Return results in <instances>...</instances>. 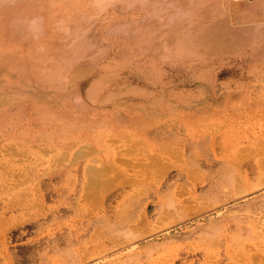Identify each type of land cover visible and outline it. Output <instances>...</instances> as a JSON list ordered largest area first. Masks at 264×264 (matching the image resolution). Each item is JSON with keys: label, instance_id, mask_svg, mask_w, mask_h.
Here are the masks:
<instances>
[{"label": "rangeland", "instance_id": "1", "mask_svg": "<svg viewBox=\"0 0 264 264\" xmlns=\"http://www.w3.org/2000/svg\"><path fill=\"white\" fill-rule=\"evenodd\" d=\"M22 1L0 2V264H264V0H173L160 17L153 0ZM251 196L246 232L210 248Z\"/></svg>", "mask_w": 264, "mask_h": 264}, {"label": "bare ground", "instance_id": "2", "mask_svg": "<svg viewBox=\"0 0 264 264\" xmlns=\"http://www.w3.org/2000/svg\"><path fill=\"white\" fill-rule=\"evenodd\" d=\"M4 1H5V0H3V2H4ZM6 1H7V0H6ZM17 1H18V0H16V2H17ZM19 1H20V0H19ZM21 1H22V0H21ZM32 1H33V0H32ZM34 1H35V0H34ZM37 1H38V0H36V3H37ZM53 1H54V0H53ZM53 1H52V2H53ZM72 1H73V0H72ZM84 1H85V0H84ZM89 1H90V2H89ZM100 1H101V0H88L89 3H93V2H98V3H99ZM104 1H105V0H104ZM106 1H107V0H106ZM194 1H195V0H194ZM197 1H198V0H197ZM214 1H215V0H214ZM0 2H2V1H0ZM3 2H2V3H3ZM22 2H24V1H22ZM29 2H31V1H29ZM86 2H87V1H86ZM150 2L152 3V5H153V7H154V10H153V14H152V15H153V16L155 15L156 17H160V14L158 13L159 11L157 12L156 10H157V9H160L162 3H164V2H166V5H171V4L173 3V0H153V1H150ZM206 2H207V1H206ZM2 3H1V8H0V9H1V12L3 11V12H2V14H3V13H5V11H9L11 8L8 9V10H5V9L2 7ZM7 3H8V5H9V3H11V0H9V2H7ZM7 3H3V6H4L5 4H7ZM25 3H26V1H25ZM25 3H24V4H25ZM31 3H32V2H31ZM34 3H35V2H34ZM83 3H84V2H83ZM100 3H101V2H100ZM103 3H104V2H103ZM103 3H102V4H103ZM221 3H222V2H221ZM227 3H228V2H227ZM17 4H18V3H17ZM45 4H46V3L43 2V3H42V6H45ZM173 4H174V3H173ZM187 4H188V3H187ZM8 5H7V6H8ZM14 5H15V4H14ZM37 5H38V3H37ZM40 5H41V4H39V6H40ZM71 5H72V4H71ZM94 5H96V4H94ZM194 5H195V4H194ZM5 6H6V5H5ZM5 6H4V7H5ZM10 6H12V5L10 4ZM10 6H9V7H10ZM91 6H92V5H91ZM100 6H101V4H100ZM176 6H177V5H176ZM219 6H220V5H219ZM263 6H264V5H263ZM16 7H17V6H16ZM55 7H56V6H55ZM67 7H68V6H67ZM84 7H85V6H84ZM168 7H169V6H168ZM170 7H171V6H170ZM226 7H227V6H226ZM2 8H3L5 11L2 10ZM7 8H8V7H6V9H7ZM56 8H57V7H56ZM68 8H69V7H68ZM96 8H97V7H96ZM104 8H105V7H104ZM132 8H133V7H132ZM137 8H138V7H137ZM171 8H172V7H171ZM194 8H195V6L193 7V9H194ZM241 8H242V7H241ZM12 9H13V7H12ZM12 9H11V11H12ZM28 9H29V8H28ZM47 9H48V8H47ZM178 9H179V8H178ZM35 10H36V9H35ZM62 10H63V9H62ZM74 10H75V9H74ZM90 10H91V9H90ZM101 10H102V9H101ZM222 10H223V9H222ZM222 10H220V11H222ZM244 10H245V9H244ZM252 10H253V9H252ZM171 11H172V10H171ZM173 11H175V9H174ZM182 11H183V10H182ZM182 11H180V12L182 13ZM1 12H0V13H1ZM50 12H52V11H50ZM59 12H60V11H59ZM108 12H109V11H108ZM126 12H127V11H126ZM137 12H138V11H137ZM201 12H202V11H201ZM28 13H29V12H28ZM28 13H27V14H28ZM45 13H46V11L41 12V14H44V16H45ZM56 13H57V12H56ZM104 13H105V12H104ZM248 13H249V12H248ZM254 13H255V12H254ZM18 14L22 15L23 12H22V14H21V12L18 13ZM33 14H35V13H33ZM120 14H121V13H120ZM125 14H126V13H125ZM174 14H175V13H174ZM178 14H179V13H178ZM240 14H241V13H240ZM0 15H1V14H0ZM15 15L17 16V14H14L13 16L15 17ZM23 15H26V13H24ZM170 15H171V14H170ZM216 15H217V14H216ZM245 15H246V14H245ZM13 16H12V17H13ZM255 16H256V15H255ZM12 17H11V18H12ZM21 17H22V16H21ZM21 17L18 16L17 18H20V19H21ZM23 17H25V16H23ZM23 17H22V18H23ZM28 17H30V16H28ZM28 17H27V18H28ZM35 17H38V18H39L38 15H36ZM54 17H55V16H54ZM56 17H57V16H56ZM64 17H65V16H64ZM96 17H97V16H96ZM245 17H246V16H245ZM245 17H244V18H245ZM258 17H259V16H258ZM261 17H262V16H261ZM3 18H4V17H3ZM5 18H6V17H5ZM8 18H9V17H8ZM11 18H9L8 26L11 25V24L14 25V24H16V22L18 23V20L20 21V19H18L17 21H15V22L9 24ZM17 18H16V19H17ZM40 18H41V17H40ZM40 18H39V19H40ZM79 18H80V17H79ZM125 18H126V17H125ZM128 18H129V17H128ZM163 18H165V20H166L165 22L173 21V20L171 19V17H169V16H167V15H166L165 17H163ZM215 18H216V17H215ZM1 19H2V18H1ZM16 19H13V20H16ZM24 19H25V18H24ZM32 19H33V20H37L36 23L38 24L39 19H37V18H32ZM85 19H86V18H85ZM89 19H90V18H89ZM102 19H103V18H102ZM137 19H138V18H137ZM205 19H207V18H205ZM7 20H8V19H7ZM11 20H12V19H11ZM13 20H12V21H13ZM27 20H28V19H27ZM27 20H26V21H27ZM29 20H30V19H29ZM47 20H49V18H48ZM77 20H78V19H77ZM142 20H143V19H141V21H142ZM153 20H155V19H153ZM159 20H160V19H159ZM161 20H162V19H161ZM163 20H164V19H163ZM0 21H1V20H0ZM12 21H11V22H12ZM24 21H25V20H24ZM31 21H32V20H31ZM49 21H50V20H49ZM62 21H63V20H62ZM125 21H126V20H125ZM22 22H23V20H22ZM40 22H41V20H40ZM40 22H39V24H40ZM42 22H43V21H42ZM83 22H84V21H83ZM149 22H150V21H149ZM151 22H152V21H151ZM159 22H160V21H159ZM237 22H238V21H237ZM27 23H28V22H27ZM27 23H23V24L26 25ZM33 23H34V21L31 22L32 25H33ZM45 23H48V22H45ZM76 23H77V22H76ZM123 23H124V22H123ZM251 23H252V22H251ZM251 23H250V25H251ZM18 24H21V22L18 23ZM31 24H30V21H29V25H31ZM39 24H38V25H39ZM69 24H70V23H69ZM113 24H114V23H113ZM143 24H144V23H143ZM199 24H200V23H199ZM202 24H203V23H202ZM246 24H247V23H246ZM6 25H7V24H6ZM34 25H35V24H34ZM38 25H36V26H38ZM48 25H49V23H48ZM62 25H63V24H62ZM76 25H77V24H76ZM132 25H133V24H132ZM157 25H158V24H157ZM205 25H206V24H205ZM205 25H204V26H205ZM216 25H217V24H215V27H216ZM237 25H238V24H237ZM36 26H32L34 30H36V29H35V28H37ZM54 26H55V25H54ZM58 26H59V25H58ZM66 26H67V25H66ZM92 26H93V24H92ZM102 26H103V25H102ZM224 26H225V25H224ZM238 26H239V25H238ZM248 26H249V25H248ZM251 26H252L251 29H253L254 26H253V25H251ZM2 27H3V25H2ZM2 27H1V28H2ZM4 27H5V26H4ZM9 27H11V26H9ZM21 27H22V28H23V27L25 28V27H27V26L20 25V27H14L15 29H13V30H16V32L13 31V32L16 33L15 36H18L17 33H18V31H19V30L17 31L16 28L20 29ZM30 27H31V26H30ZM30 27H29V29L32 30V31H31V32H30L29 30H27V31H29L30 33H32L34 30H33L32 28H30ZM34 27H35V28H34ZM38 27H39V26H38ZM44 27H45V26H44ZM49 27H50V26H49ZM61 27H62V26H61ZM74 27H75V26H74ZM139 27L141 28L142 26L140 25ZM139 27H138V28H139ZM225 27H226V26H225ZM7 28H8V27H7ZM41 28H42V26L39 27V28H37V30H36L37 33L39 32L38 29L41 31V33H40L39 35H42V33H43V32H42L43 28H42V30H41ZM94 28H96V27H94ZM210 28H211V27H210ZM230 28H231V27H230ZM244 28H246V25H245ZM122 29H123V28H122ZM241 29H242V28H241ZM2 30H3V29H2ZM5 30H6V28H5ZM20 30H21V29H20ZM46 30H47V29H46ZM65 30H66V29H65ZM67 30H68V29H67ZM93 30H94V29H93ZM133 30H134V28H133ZM163 30H165V29H163ZM237 30H238V32H239V29H238V28H237ZM3 31H4V30H3ZM51 31H52V30H51ZM134 31H135V30H134ZM138 31H140V30H138ZM156 31H157V30H156ZM161 31H162V29H161ZM161 31H160V32H161ZM228 31H229V30H228ZM228 31H227V32H228ZM244 31H245V29H244ZM53 32H54V31H53ZM84 32H85V31H84ZM144 32H145V31H144ZM152 32H153V31H152ZM210 32H211V31H210ZM246 32H247V31H246ZM15 33H13V34H15ZM22 33H23V32H22ZM134 33H135V32H134ZM224 33H225V32H224ZM252 33H253V32H252ZM8 34H9V33H8ZM33 34H34V33H33ZM66 34H67V33H66ZM82 34H83V33H82ZM86 34H87V33H86ZM130 34H131V33H130ZM207 34H208V33H207ZM210 34H211V33H210ZM222 34H223V33H222ZM236 34H237V32H236ZM236 34H235V35H236ZM242 34H244V33H242ZM20 35H23V34H20V33H19V36H20ZM26 35H27V34H26ZM26 35H25V36H26ZM34 35H35V34H34ZM180 35H182V33H181ZM238 35H239V34H238ZM11 36H12V35H11ZM30 36H31V35H30ZM35 36H36V35H35ZM35 36H34V37H35ZM47 36H48V35H47ZM136 36H137V35H136ZM151 36L157 37V36H163V35H160V33H159V31H158L157 33H154V32H153V33L151 34ZM182 36H183V35H182ZM36 37H37V36H36ZM80 37H81V36H80ZM128 37H129V36H128ZM251 37H252V36H251ZM7 38H8V37H7ZM21 38H24V37H21V36H20V39H19V40H21ZM40 38H41V37H40ZM48 38H49V37H48ZM188 38H189V37H188ZM217 38H218V37H217ZM14 39H15V37H14ZM14 39H13V40H14ZM17 39H18V38H17ZM17 39H15L16 42H17ZM128 39H129V38H128ZM166 39H167V38H166ZM212 39H213V38H212ZM249 39H250V37H249ZM11 40H12V39H11ZM15 40H14V41H15ZM31 40H32V39H31ZM100 40H101V39H100ZM251 40H252V39H251ZM71 41H73V40H71ZM78 41H79V40H78ZM102 41H103V40L99 41V43L102 42ZM118 41H119V40H118ZM120 41H121V40H120ZM159 41H161V40H159ZM211 41H212V40H211ZM245 41H247V40H245ZM249 41H250V40H249ZM43 42H44V41H43ZM61 42H62V41H61ZM81 42H82V41H81ZM84 42H85V41H84ZM154 42H155V41H154ZM154 42H153V43H154ZM174 42H175V41H174ZM46 43H47V42H46ZM57 43H58V42H57ZM103 43H105V42L103 41ZM240 43H241V42H239V44H240ZM242 43H243V42H242ZM248 43H250V42H248ZM8 44H9V43H8ZM30 44H31V43H30ZM74 44H75V43H74ZM100 44H101V43H100ZM105 44H106V43H105ZM111 44H113V43H111ZM145 44H146V43H145ZM237 44H238V43H237ZM48 45H49V44H48ZM52 45H53V44H52ZM57 45H58V44H57ZM129 45H130V44H129ZM241 45H242V44H241ZM244 45H245V44H244ZM247 45H248V44H247ZM55 46H56V45H55ZM70 46H71V45H70ZM30 47H31V46H30ZM56 47H57V46H56ZM58 47H59V46H58ZM60 47H61V46H60ZM68 47H69V46H68ZM94 47H95V46H94ZM167 47H168V46H167ZM228 47H229V46H228ZM240 47H241V46H240ZM17 48H18V47H17ZM61 48H63V47H61ZM64 48H65V47H64ZM262 48H263V47H262ZM114 49H115V48H114ZM117 49H118V48H117ZM128 49H129V48H128ZM133 49H134V48H133ZM146 49H147V48H146ZM150 49H151V48H150ZM150 49H149V50H150ZM13 50H14V49H13ZM61 50H62V49H61ZM235 50H236V51L239 50V47H238V49L235 47ZM9 51H11V50H9ZM30 51H31V50H30ZM52 51H53V50H52ZM63 51H64V50H63ZM67 51H68V50H67ZM124 51H125V50H124ZM231 51H232V50H231ZM120 52H121V51H120ZM158 52H159V51H158ZM183 52H184V51H183ZM202 52H203V51H202ZM206 52H207V51H206ZM234 52H235V51H234ZM2 53H3V52H2ZM13 53H14V52H13ZM41 53H42V52H41ZM125 53H126V52H125ZM128 53H129V52H128ZM208 53H209V52H208ZM208 53H207V54H208ZM3 54L5 55V53H3ZM31 54H32V53H31ZM55 54H56V53H55ZM57 54H58V53H57ZM70 54H71V53H70ZM118 54H119V53H118ZM138 54H139V53H138ZM207 54H206V55H207ZM210 54H214V53L211 52ZM16 55H17V54H16ZM32 55H33V54H32ZM38 55H40V54H38ZM121 55H122V54H121ZM136 55H137V54H136ZM147 55H148V54H147ZM182 55H183V54H182ZM42 56H43V55H42ZM106 56H107V55H106ZM134 56H135V55H134ZM4 57H5V56H4ZM109 57H110V56H109ZM130 57H131V56H130ZM153 57H154V56H153ZM155 57H157V56H155ZM27 58H28V57H27ZM107 58H108V57H107ZM159 58H160V57H159ZM129 59H130V58H129ZM87 61H88V60H87ZM90 61H91V60H90ZM37 62H38V61H37ZM92 62H94V61H92ZM102 62H103V61H102ZM102 62H101V63H102ZM30 63H31V62H30ZM83 63H85V62H83ZM111 63H112V62H111ZM123 63H124V62H123ZM136 63H137V62H136ZM89 64H91V62H90ZM89 64H88V65H89ZM138 64H139V63H138ZM88 65H87V66H88ZM20 66H21V65H20ZM89 67H90V66H89ZM13 68H14V67H13ZM24 68H25V67H24ZM30 68H31V67H30ZM20 69H21V67H20ZM89 69H90V68H89ZM7 70H8V69H7ZM82 70H83V69H82ZM11 71H13V70H11ZM17 71H18V70H17ZM47 71H48V70H47ZM85 71H87V70H85ZM18 72H19V71H18ZM20 72H21V70H20ZM81 72H83V71H81ZM14 73H15V70H14ZM85 75H86V74H85ZM85 75H84V76H85ZM7 76H8V74H7ZM26 76L29 77L28 75H25V77H26ZM15 78H16V77H15ZM15 78H14V79H15ZM29 78H30V77H29ZM80 79H81V78H80ZM78 80H79V79H78ZM81 80H82V79H81ZM83 80H84V79H83ZM35 82H36V81H35ZM83 83H84V82H83ZM83 83H82V84H83ZM85 83H86V82H85ZM208 84H209V83H208ZM208 84H207V85H208ZM210 85H211V84H210ZM68 86H69V85H68ZM75 86H76V85H75ZM82 86H83V85H82ZM212 86H213V85H212ZM228 86H229V85H228ZM166 87H167V86H166ZM208 88H209V87H208ZM223 88H224V87H223ZM69 90H70V89H69ZM169 90H170V89H169ZM72 91H73V90H72ZM170 91H172V90H170ZM207 91H208V89H207ZM236 92H237V91H236ZM73 93H74V92H73ZM164 93H165V92H164ZM75 94H76V93H75ZM172 94H173V92H172ZM175 94H176V93H175ZM214 94H215V93H214ZM227 94H228V93H227ZM77 95H78V94H77ZM228 95H229V94H228ZM214 96H215V95H214ZM216 97H217V96H216ZM245 98H246V97H245ZM229 99H230V98H229ZM229 99H228V100H229ZM239 99H240V98H239ZM74 100H75V99H74ZM79 100H80V99H79ZM79 100H78V97H77V101H79ZM168 100H169V99H168ZM202 100H203V99H202ZM75 101H76V100H75ZM207 101H208V100H207ZM80 102H81V100H80ZM241 102H242V101H241ZM205 103H207V102H205ZM208 103H209V102H208ZM208 103H207V104H208ZM223 103H224V102H223ZM65 104H66V103H65ZM65 104H64V105H65ZM67 104H68V103H67ZM68 105H69V104H68ZM68 105H66V106L68 107ZM202 105H203V104H202ZM71 106H73V105H71ZM213 106H214V105H213ZM213 106H212V107H213ZM52 108H53V107H52ZM59 108H60V107H59ZM62 108H63V107H62ZM80 108H81V107H80ZM201 108H202V107H201ZM204 108H206V107H203V109H204ZM214 108H215V107H214ZM217 108H218V107H217ZM220 108H222V107H220ZM255 108H256V107H255ZM48 109H49V108H48ZM67 109H68V108H67ZM72 109H73V108H72ZM187 109H188V108H187ZM211 109H212V108H211ZM215 109H216V108H215ZM77 110H79V109H77ZM87 110H88V108H87ZM87 110H86V111H87ZM167 110H168V109H167ZM193 110H194V109H193ZM99 111H100V110H99ZM154 111H155V110H154ZM196 111H198V110H196ZM196 111H195V112H196ZM229 111H230V110H229ZM243 111H244V110H243ZM68 112H69V111H68ZM94 112H95V111H94ZM104 112H105V111H104ZM108 112H109V111H108ZM184 112H185V111H184ZM245 112H246V111H244V113H245ZM256 112H257V111H256ZM78 113H79V112H78ZM78 113H77V114H78ZM144 113H145V112H144ZM148 113H149V112H148ZM164 113H165V112H164ZM232 113H233V112H232ZM168 114H169V113H168ZM199 114H201V113H199ZM203 114H204V113H203ZM58 115H59V114H58ZM66 115H67V114H66ZM125 115H126V114H125ZM193 115H194V114H193ZM197 115H198V114H197ZM95 116H96V115H95ZM150 116H151V115H150ZM175 116H176V114H175ZM219 116H220V115H219ZM55 117H56V116H55ZM57 117H58V116H57ZM74 117H75V116H74ZM164 117H165V116H164ZM221 117H222V116H221ZM225 117H226V115H225ZM59 118H62V117H59ZM69 118H70V117H69ZM72 118H73V117H72ZM85 118H86V117H85ZM98 118H99V117H98ZM102 118H104V117H102ZM109 118H110V117H109ZM109 118H108V120H109ZM144 118H145V117H144ZM214 118H215V117H214ZM241 118H242V117H241ZM67 119H68V118H67ZM106 119H107V118H106ZM106 119H105V120H106ZM135 119H136V118H135ZM139 119H140V118H139ZM190 119H191V118H190ZM193 119H194V118H193ZM193 119H192V120H193ZM228 119H229V118H228ZM58 120H59V119H58ZM86 120H87V119H86ZM136 120H137V119H136ZM70 121H71V119H70ZM79 121H81V120L79 119ZM91 121H92V120H91ZM137 121H138V120H137ZM169 121H170V120H169ZM211 121H212V120H211ZM53 122H54V121H53ZM86 122H87V121H86ZM189 122H190V121H189ZM193 122H194V121H193ZM37 123H38V122H37ZM63 123H64V122H63ZM71 123H72V122H71ZM76 123H77V122H76ZM79 123H81V122H79ZM82 123H83V122H82ZM84 123H85V122H84ZM165 123H166V122H165ZM183 123H184V122H183ZM183 123H182V124H183ZM69 124H70V123H69ZM178 124H179V123H178ZM180 124H181V123H180ZM76 125H77V124H76ZM131 125H132V124H131ZM213 125H214V124H213ZM48 126H49V124H48ZM117 126H118V125H117ZM167 126H168V125H167ZM170 126H171V123H170ZM189 126H190V125H189ZM50 127H52V126H50ZM161 127H162V126H161ZM175 127H176V126H175ZM179 127H180V126H179ZM213 127H214V126H213ZM42 128H43V127H42ZM45 128H46V127H45ZM91 128H92V125H91ZM118 128H119V127H118ZM122 128H123V127H122ZM162 128H163V127H162ZM172 128H173V127H172ZM172 128H171V129H172ZM210 128H211V127H210ZM57 129H58V128H57ZM124 129H125V128H124ZM177 129H178V128H177ZM195 129H196V128H195ZM207 129H208V128H206V130H207ZM30 130H31V129H30ZM84 130H85V129H84ZM88 130L90 131V129H88ZM118 130H119V129H118ZM190 130H191V129H190ZM58 131H59V130H58ZM72 131H73V130H72ZM96 131H97V130H96ZM132 131H133V130H132ZM187 131H188V130H187ZM69 132H70V131H69ZM90 132H92V131H90ZM107 132H108V131H107ZM121 132H122V131H121ZM21 133H22V132H21ZM66 133H67V132H66ZM76 133H77V132H76ZM146 133H147V132H146ZM26 134H27V133H26ZM52 134H53V133H52ZM89 134H90V133H89ZM124 134H125V133H124ZM126 134H127V133H126ZM137 134H139V133H137ZM187 134H188V132H187ZM79 135H81V133H79ZM99 135H100V134H99ZM53 136H54V135H53ZM126 136H127V135H126ZM128 136H129V135H128ZM61 137H62V136H61ZM67 137H68V136H67ZM76 137H77V136H76ZM99 137H100V136H99ZM104 137H106V136L104 135ZM124 137H125V136H124ZM135 137H136V134H135ZM125 138H126V137H125ZM141 138H142V137H141ZM22 139H23V138H22ZM28 139H29V138H28ZM55 139H56V138H55ZM74 139H75V138H74ZM74 139H73V140H74ZM94 139H95V138H94ZM188 139H189V138H188ZM43 140H44V139H43ZM73 140H72V141H73ZM78 140H79V139H78ZM99 140H100V139H99ZM135 140H136V139H135ZM91 141H92V140H91ZM94 141H95V140H94ZM116 141H117V140H116ZM148 141H149V140H148ZM76 142H77V141H76ZM118 142H119V141L115 142V140H114V143H118ZM127 142H129V141H127ZM135 142L137 143L136 145H139L137 141H135ZM29 143H30V142H29ZM82 143H83V140H82ZM183 143H184V142H183ZM70 144H71V142H70ZM91 144H92V143H91ZM154 144H155V143H154ZM44 145H45V144H44ZM44 145H43V146H44ZM75 145H76V144H75ZM88 145H89V144H88ZM92 145H93V144H92ZM144 145H145V144H144ZM220 145H221V144H220ZM61 146H62V145H61ZM134 146H135V145H134ZM154 146H155V145H154ZM39 147H40V146H39ZM83 147H84V149H85V145H84ZM100 147H101V145H100ZM132 147H133V146H132ZM132 147H131V148H132ZM34 148H35V147H34ZM93 148H94V147H93ZM97 148H98V147H97ZM136 148H137V147H136ZM12 149H13V147H12ZM21 149H22V148H21ZM50 149H51V148H50ZM101 149H102V148H101ZM150 149H151V148H150ZM3 150H4V149H3ZM47 150H48V149H47ZM51 150H52V149H51ZM92 150H93V149H92ZM126 150H127V151H124L125 153L128 152V149H126ZM54 151H55V150H54ZM87 151H88V150H87ZM89 151H90V150H89ZM94 151H95V149H94ZM102 151H103V150H102ZM121 151H122V150H121ZM131 151H133V150H130V152H131ZM135 151H136V150H135ZM135 151H134L133 153H134L135 155H137V153H136ZM76 152L78 153L79 151H76ZM81 152H82V151H80V153H78V156H77L76 153H75L74 155L80 158V157H81V155H80ZM84 152H85V151H84ZM92 152H93V151H91V153H92ZM122 152H123V151H122ZM140 152H142V151H140ZM13 153H14V152H13ZM68 153H69V152H68ZM87 153H90V152H85L86 156H89V155H87ZM93 153H95V152H93ZM128 153H129V152H128ZM128 153H127V154H128ZM85 154L82 153V155H84V156H85ZM96 154H97V153H96ZM131 154H132V153H131ZM10 155H11V154H10ZM79 155H80V156H79ZM90 155H91V154H90ZM94 155H95V154H94ZM102 155H103V154H102ZM69 156H70V155H69ZM103 156H104V155H103ZM151 156H152V155H151ZM154 156H155V157L152 156L151 161H157V160H156V157H157L156 154H154ZM25 157H26V156H25ZM63 157H65V158H61V157H59V158H61V159H65V160L67 159V158H66L67 156H64V155H63ZM93 157H94V156H93ZM82 158H83V157H81V159H82ZM86 158H87V157H86ZM153 158H155V159H153ZM27 159H28V157H27ZM77 159H78V158H77ZM77 159H76V160H77ZM94 159H95V158H94ZM94 159H93V160H94ZM148 159L150 160V158H148ZM152 159H153V160H152ZM174 159H175V158H174ZM56 160H57V159H56ZM93 160H91V162L94 163V161H95L96 159H95L94 161H93ZM104 160H105V159H104ZM118 160H119V159H118ZM137 160H138V159H137ZM141 160H142V159H141ZM58 161H59L60 163H59ZM58 161H57V163L61 164L62 160L58 159ZM79 161H80V160H79ZM96 161H97V160H96ZM96 161H95V162H96ZM105 161H106V160H105ZM105 161H104V162H105ZM116 162L119 163V161H116ZM11 163H12V162H11ZM16 163H17V162H16ZM63 163H64V162H63ZM71 163H72V162H71ZM79 163H80V162H79ZM101 163H102V162H101ZM129 163H131V162H129ZM148 163L150 164V162H148ZM53 164H54V163H53ZM120 164L122 165L123 163H121V161H120ZM61 165H62V164H61ZM81 165H82V163H81ZM142 165H143V164L138 165V166L142 167ZM63 166H64V165H63ZM88 166H89V165H88ZM103 166H104V165H103ZM128 166H130V165H128ZM128 166H127V167H128ZM135 166H137V165H135ZM135 166H133V167H135ZM144 166H145V165H144ZM0 167H1V166H0ZM50 167H51V166H50ZM68 167H69V166H68ZM94 167H95V166L93 165V167L91 166L92 169L90 168V166H89L88 168H90L91 170H94V169H93ZM118 167H119V166H118ZM130 167H131V166H130ZM133 167H132V168H133ZM3 168H4V167H3ZM101 168H102V167H101ZM0 169H1V168H0ZM64 169H65V168H64ZM98 169H99V168H98ZM112 169H114V168H112ZM115 169H116V168H115ZM115 169H114V170H115ZM130 169H131V168H130ZM148 169H149V168H148ZM87 170H88V169H87ZM87 170H86V171H87ZM96 170H97V169H96ZM106 170H107V169H106ZM127 170H128V169H127ZM167 170H168V169H167ZM32 171H33V170H32ZM88 171H89V170H88ZM98 171H100V170H98ZM130 171H131V170H130ZM130 171H129V172H130ZM35 172H36V171H35ZM108 172H109V171H108ZM42 173H43V172H42ZM79 173H80V172H79ZM91 173H92V172H91ZM97 173H98V172H97ZM101 173H102V170H101ZM105 173H106V172H105ZM43 174H44V173H43ZM45 174H46V173H45ZM184 174H185V173H184ZM184 174H183V176H184ZM37 175H39V174H37ZM47 176H48V175H47ZM56 177H57V176H56ZM44 178H45V177H44ZM61 178H62V177H61ZM90 178H91V177H90ZM164 178H165V177H164ZM29 179H30V176H29ZM40 179H41V178H40ZM58 179H59V178H58ZM165 179H166V178H165ZM38 180H39V179H38ZM94 180H95V179H94ZM44 181H45V180H44ZM90 181H93V179H91ZM38 182H39V181H38ZM96 182L98 183V181H96ZM162 182H163V181H162ZM94 183H95V181H94ZM89 185H90V184H89ZM91 185H92V184H91ZM48 186H49V185H48ZM90 187H91V186H90ZM92 187H93V186H92ZM214 187H215V186H214ZM197 188H198V187H197ZM91 189H92V188H91ZM61 240H64V239L61 237ZM54 243L57 245V241H56V240H54ZM57 246H58V245H57ZM57 246H55V249H57ZM15 253H17V252H15Z\"/></svg>", "mask_w": 264, "mask_h": 264}, {"label": "crops", "instance_id": "3", "mask_svg": "<svg viewBox=\"0 0 264 264\" xmlns=\"http://www.w3.org/2000/svg\"><path fill=\"white\" fill-rule=\"evenodd\" d=\"M204 161H205L204 163H205L206 167H208V165H209L212 168L215 167L216 164L219 163L218 160H213V158L210 161L207 160V159L204 160ZM215 176L216 175L211 176V178L208 177V179L206 180L207 181L206 182V187H207L206 192H208L210 194L213 193V194H211L212 195L211 196V199L212 200H210L211 201V204H213V205L214 204L216 205L217 203H220V200L219 199H216L217 196L216 195L214 196V188L217 186V182L215 180ZM242 190H243V187H239L238 188V192L239 191H242ZM252 197L253 196L249 197L248 200H246V201L245 200H241V201L237 202V206H236V210L237 211H236V213H237V216H241L242 215V219H243L242 222L240 220L237 223L236 226L232 224V226H227V227L226 226H223V227H220V228H213V227L211 228V232H208L211 237L208 238L207 241H206V244L208 246H210V248H212L213 250H220V251H222V247L225 244V241H223L225 235H233V234L243 235L246 232L245 231L246 228H245L244 225L242 226V224H243V222H245V219H246V214H247V212L245 210L246 207H250L253 204V202H254V198H252ZM251 198L253 200H249ZM212 218L214 219V216H212ZM97 223H95V226L99 225V223L98 224ZM217 236H220V238H218ZM237 256L238 257L240 256V252L239 251H238ZM250 258L252 260H255L256 259V255H251L250 254ZM213 259L214 258H211V262H210L211 264H228L225 261L224 255L218 256V259L219 260L218 259H214L213 260ZM19 264H26V263H24L23 260L20 259Z\"/></svg>", "mask_w": 264, "mask_h": 264}]
</instances>
